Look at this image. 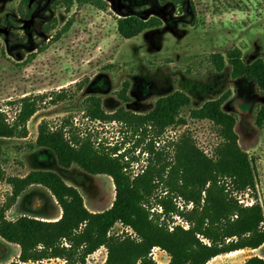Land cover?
<instances>
[{"label": "rangeland", "instance_id": "374dc122", "mask_svg": "<svg viewBox=\"0 0 264 264\" xmlns=\"http://www.w3.org/2000/svg\"><path fill=\"white\" fill-rule=\"evenodd\" d=\"M105 1L106 9L75 3L67 10L60 0H31L33 13L24 19L18 12L20 0H0V110L12 119L20 98L45 95L27 123L26 137H0V164L6 176L24 177L33 170L56 171L79 190L90 211L101 212L115 199L112 177L90 174L78 165L59 166L50 149L35 145L42 120L58 125L69 117L74 125L91 132L97 142L118 145L124 151L136 136L119 122L88 119L84 99L99 96L107 112L124 106L144 113L159 97L181 90L192 99L183 112L188 121L169 129L159 142L163 145L186 131L212 155L220 141L217 127L188 114L191 108L229 92L224 109L237 116L239 144L254 158L258 175L256 191L237 197L245 204L258 198L264 206V126L256 124L258 112L264 107V92L253 81L233 78L229 65L216 71L210 60L211 53L226 54L234 47L242 50L247 63L264 60V0H182L179 5L172 0ZM125 15L159 16L163 24L127 39L117 30L118 17ZM126 83L129 101L119 96ZM60 93L65 96L57 99ZM131 155H138V150ZM145 157L131 162L133 172L141 171ZM178 203L182 208L183 201L178 199ZM0 207L6 208L5 214L11 220L25 215L54 221L62 215L61 206L46 187L32 185L14 199L12 186L5 180H0ZM172 218L171 226L189 225L178 215ZM126 232L131 229L122 223L110 230L114 235ZM20 251L18 244L0 237V264L18 260ZM254 255L264 257V244L220 254L206 264H243ZM152 257L159 264L170 263L169 254L159 247L152 249ZM106 259L107 248L101 246L87 255L86 264H104ZM24 264L68 262L50 257Z\"/></svg>", "mask_w": 264, "mask_h": 264}, {"label": "trees", "instance_id": "16d2710c", "mask_svg": "<svg viewBox=\"0 0 264 264\" xmlns=\"http://www.w3.org/2000/svg\"><path fill=\"white\" fill-rule=\"evenodd\" d=\"M70 10L92 4L106 9L105 0H60ZM179 5L182 0H172ZM19 15L28 19L33 13L30 0H20ZM163 24L161 17H118L117 30L124 38L138 36L144 30ZM210 60L216 71L227 65L232 77L253 81L264 92V60L251 63L243 59L242 50L234 47L226 54L213 52ZM128 83L119 96L124 101ZM60 93L57 99L64 98ZM230 93L205 101L190 109L188 116L212 122L220 141L212 155L201 149L189 132L159 140L169 130L187 123L184 110L191 106L190 95L181 90L159 97L153 108L138 113L119 107L107 112L102 99L90 95L83 101L85 116L100 122H119L136 136L131 147L121 151L118 145H103L74 125L69 117L58 125L42 120L38 125L35 145L50 149L59 166L78 165L90 174H107L115 185V199L106 210L90 211L79 190L52 170H33L24 177L6 176L0 164V180L12 186L17 198L32 185L46 187L62 208L54 221L30 216L8 219L0 207V237L16 243L21 251L18 260L24 264L44 258L62 257L68 264H86L87 255L101 246L107 248L104 264H159L152 249L159 247L170 256L169 264H206L220 254L243 249H256L264 244V206L256 198L245 204L237 194L256 191L257 169L254 158L239 144L235 130L237 116L224 109ZM45 95H26L18 100V111L10 119L0 110V137H26L27 123L39 108ZM56 99V100H57ZM54 100V99H53ZM55 101V100H54ZM256 124L264 126V107ZM138 150V155H131ZM131 155V158L129 157ZM146 156L141 171L133 172L131 162ZM178 199L183 201L181 208ZM191 204V207H188ZM160 207V211L154 209ZM182 217L189 225L171 226L173 216ZM116 223L129 227L124 235L110 234ZM243 264H264V257L251 256Z\"/></svg>", "mask_w": 264, "mask_h": 264}, {"label": "bare ground", "instance_id": "6f19581e", "mask_svg": "<svg viewBox=\"0 0 264 264\" xmlns=\"http://www.w3.org/2000/svg\"><path fill=\"white\" fill-rule=\"evenodd\" d=\"M239 252V250L238 251H233V253H238Z\"/></svg>", "mask_w": 264, "mask_h": 264}, {"label": "water", "instance_id": "95a60500", "mask_svg": "<svg viewBox=\"0 0 264 264\" xmlns=\"http://www.w3.org/2000/svg\"><path fill=\"white\" fill-rule=\"evenodd\" d=\"M30 2H31V0H30ZM0 29H2V28H0Z\"/></svg>", "mask_w": 264, "mask_h": 264}]
</instances>
